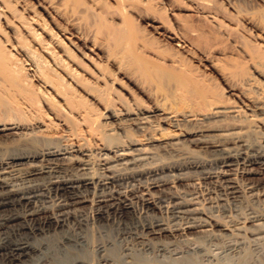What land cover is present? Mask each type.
I'll use <instances>...</instances> for the list:
<instances>
[{"label": "bare ground", "instance_id": "6f19581e", "mask_svg": "<svg viewBox=\"0 0 264 264\" xmlns=\"http://www.w3.org/2000/svg\"><path fill=\"white\" fill-rule=\"evenodd\" d=\"M27 23L21 27L37 40L39 33L26 29ZM167 36L182 45L176 33ZM65 38L62 54L47 41L38 44L49 54L51 70L40 68L31 46L16 44L37 72L41 97L21 80L12 58H0V264H146L152 254L173 263L195 256L204 264L219 255L222 264H264V137L252 141L244 125L255 120L264 128V83L243 73L253 97L249 106H238L196 84L191 74L156 69L139 57L144 84L161 82L155 90L163 101L146 106L130 93L125 99L115 96L114 73L102 63L82 54L92 71L76 64L75 43ZM131 49L126 42L120 56L112 52L107 61L120 71ZM249 57L257 66L264 62ZM167 74L174 77V88L162 86ZM91 83L95 96L86 89ZM77 89L109 112L106 121ZM47 94L57 99L58 105L51 102L70 125L63 122L62 133L37 144V135L51 134L40 104L41 98L53 99ZM192 119L202 125L198 135L191 141L177 138L173 132L190 134L183 128ZM228 120L233 127L217 130L232 136L204 134L211 131L208 123ZM163 124L173 129L170 135ZM191 147L204 155H194ZM113 225L116 240L104 231ZM94 227L97 236L89 232ZM164 261L156 262L172 264Z\"/></svg>", "mask_w": 264, "mask_h": 264}, {"label": "rangeland", "instance_id": "374dc122", "mask_svg": "<svg viewBox=\"0 0 264 264\" xmlns=\"http://www.w3.org/2000/svg\"><path fill=\"white\" fill-rule=\"evenodd\" d=\"M194 2L206 4V13L195 7ZM210 16L215 17V20ZM24 22H28L26 29H34L37 34L39 33L37 40L21 27ZM165 31L176 33L181 40L183 39V46H177V40L168 37ZM65 37L75 43L77 49L72 47L74 55L72 59L76 64L88 69L89 72L92 71L91 63L84 59L82 54H86L94 63H102L101 66L114 73L111 77L112 82L114 81L111 87L115 96L122 95L125 99L130 93L146 106L163 101L161 94H157L155 90V84L161 85V82H154L150 88L144 84V79L137 68L139 57L144 58L148 66L155 65L156 69L168 66V70L172 72L191 74L190 77L196 84L211 88L210 90L219 94L226 103H235L238 106L244 104L249 106L253 97L250 90L244 86L243 73L255 77L259 83H264V79L259 75L262 72L264 74V62L257 66L249 57L254 56L264 61V0H0V58L15 61L17 74L27 88L38 97L44 93V87L41 86L35 68L31 69V65L17 49L16 44L20 42L28 45L27 47L31 46L35 50L40 68L51 70L49 54L41 51L38 44L47 41L50 43V50L55 54H62L63 44L68 46ZM126 42L130 43L132 49L127 54L128 63L119 71L117 65L107 59L112 52L115 55L121 53V47ZM167 77L168 74L162 78V86H165L164 83L166 88H174L176 85L174 77ZM88 81L91 82L89 79ZM93 87L95 86L91 83L86 89L95 96L97 92ZM150 89L153 91L151 92ZM77 90L82 92L80 89ZM81 95L84 96V93L82 92ZM47 97L53 99L49 101L41 98L40 104L45 115L47 114L46 122H50L52 127L51 134L44 135L45 138L43 135H37L41 140L36 141L37 144L49 142L53 140L55 134L62 133L65 128L63 122L70 125L66 121L65 113L56 111L57 107L52 104L55 101L54 104L58 105L53 94H47ZM84 99L83 102L94 108L95 112L103 113L101 120L106 121L109 112L92 97L84 96ZM243 110L245 111V107ZM230 121L232 120L212 121L206 126L211 131L204 134L212 135L213 139L230 137L232 135H222V131L217 130L226 125L233 127ZM246 122L244 125L247 124L245 128H248L251 140L262 142L264 128H257L255 120ZM261 122L264 127V118ZM200 127L202 125L197 120H188L183 129L190 133L189 135L184 137L183 131H176L173 134L177 138L191 141L195 138L194 135H198L197 131ZM163 128L169 132V135L172 133L173 129L167 124H163ZM233 131L238 132L239 129L230 132ZM191 149L194 155L205 153L200 148L191 147ZM29 170L30 167L27 166L21 172L27 173ZM96 228L89 232L97 236ZM104 231L108 232L110 240H116L118 234L116 225L107 226ZM117 252L118 250H115V253ZM93 254L85 253L96 262L98 257ZM161 256L152 254L151 260L148 261L149 263L146 261V264H157L156 261L161 260L172 264H203L195 256L179 260L180 262L176 261L178 263L171 262L169 257ZM153 257H158L159 260ZM214 257L216 258H213L212 263H206L207 261L205 263L224 262L222 258V261L217 259L219 255ZM112 263L116 264L113 260ZM112 263L101 262V264Z\"/></svg>", "mask_w": 264, "mask_h": 264}]
</instances>
